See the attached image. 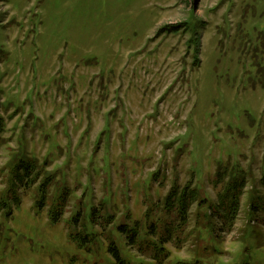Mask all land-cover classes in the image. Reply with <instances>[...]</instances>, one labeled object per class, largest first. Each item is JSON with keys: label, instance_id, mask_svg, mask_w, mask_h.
Here are the masks:
<instances>
[{"label": "rangeland", "instance_id": "rangeland-1", "mask_svg": "<svg viewBox=\"0 0 264 264\" xmlns=\"http://www.w3.org/2000/svg\"><path fill=\"white\" fill-rule=\"evenodd\" d=\"M0 122V264H110L112 240L132 264H264V0H0ZM21 160L41 176L15 189ZM174 187L195 192L185 224Z\"/></svg>", "mask_w": 264, "mask_h": 264}, {"label": "trees", "instance_id": "trees-1", "mask_svg": "<svg viewBox=\"0 0 264 264\" xmlns=\"http://www.w3.org/2000/svg\"><path fill=\"white\" fill-rule=\"evenodd\" d=\"M183 27H184V30L186 28L190 29L188 24L186 23L183 24ZM179 30L180 28H178L177 26L164 27L161 29L158 35H162L165 32L176 34L179 32ZM187 44L188 45L196 44V39L194 38V36L189 42H187ZM195 52L197 53V50H195ZM193 57H195V61L193 62L192 66L195 67L198 65L199 62L197 61L198 60L197 56L194 55ZM1 130H2V124L0 122V131ZM37 169L38 167L34 160H21L15 163L13 166L11 176H10L12 186H15V189H18V187L26 188L32 185L35 181H37V178L41 176V173ZM49 181H50V178L48 176H45L37 188L39 199L36 200L35 202L36 204L34 206V208L37 210L36 211L37 213H39L41 206L44 205V200H45L46 193H47L45 190L46 189L45 187L48 185ZM262 181L264 185V177L262 178ZM244 187H245V182L242 177H233L231 182H229L227 186H225L224 191L218 197V201H219L218 206L212 205L214 209L215 208L218 209L217 215L220 214L219 209L223 212V215H221V219L224 222L223 226H227L229 224L231 226L234 219L236 218L238 211H239L240 199L243 195ZM11 192L13 193V190ZM194 199H195L194 189H189L186 187L185 191H183L182 193H179L177 189L174 187L173 190L169 192V194L166 196L164 204H163V208L166 213L170 214L173 211L172 208L174 207V205H176L178 207L177 212H178V217H179L177 224H181V223L185 224L184 222L186 221L188 209ZM251 199L252 201H254L253 197H251ZM13 200L18 201L16 196L14 197ZM61 203L62 205L64 204L63 195L59 196L58 203L55 202L54 206H51L48 211L49 221L51 223H56L59 221V218L62 215V208H60V206H62L60 205ZM251 204H252L251 205L252 209H254L255 206L253 205V202ZM213 213H211L212 216L208 214V218L210 219L208 227H210L209 229L210 231H212L213 230L212 227H214V223L212 222V219H214ZM81 215H83L82 211L76 212L75 215L73 216L74 218H72L70 222L72 223L74 222V224L75 223L78 224V219L80 218ZM93 215H94V212H91L92 217ZM158 226H160V223L154 224L153 226L149 228L150 231H152L150 233L151 235H154V232L158 233ZM125 228H126L125 226L119 225L116 227V231L121 234L126 235V238H128L129 242L131 243H136V242L140 244L142 242L147 243V241L137 239V237L140 236V231L138 229H134V228L125 229ZM163 231L167 232L166 229L165 230L163 229ZM157 233H155V235ZM89 236H90V233L85 228V226H83L81 235L73 236V240L76 243L78 242L79 244L85 241L92 243L93 239L89 238ZM151 244L154 245V247L151 248L150 245L146 244V246H148L147 248L153 251H155V249L156 250L162 249V246H157L155 242H151ZM88 250L91 251L90 249ZM107 252L112 256L113 263H110V264H132L127 259H125V257H123L122 253H120L121 251L117 247V244L113 240L110 241V245H108L107 247ZM141 264H147V263H141Z\"/></svg>", "mask_w": 264, "mask_h": 264}]
</instances>
